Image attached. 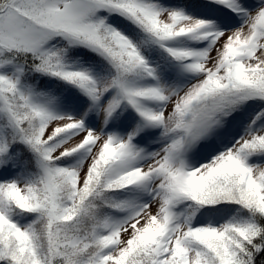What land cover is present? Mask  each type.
<instances>
[{"label":"snow or ice","instance_id":"1","mask_svg":"<svg viewBox=\"0 0 264 264\" xmlns=\"http://www.w3.org/2000/svg\"><path fill=\"white\" fill-rule=\"evenodd\" d=\"M0 264H264V0H0Z\"/></svg>","mask_w":264,"mask_h":264}]
</instances>
